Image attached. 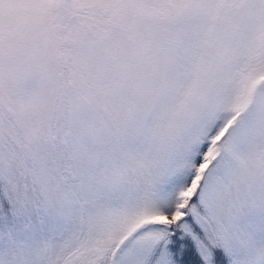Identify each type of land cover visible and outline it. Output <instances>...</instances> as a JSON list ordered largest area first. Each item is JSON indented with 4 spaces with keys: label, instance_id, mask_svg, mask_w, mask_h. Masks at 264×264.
<instances>
[{
    "label": "snow or ice",
    "instance_id": "1",
    "mask_svg": "<svg viewBox=\"0 0 264 264\" xmlns=\"http://www.w3.org/2000/svg\"><path fill=\"white\" fill-rule=\"evenodd\" d=\"M0 264H264V0H0Z\"/></svg>",
    "mask_w": 264,
    "mask_h": 264
}]
</instances>
